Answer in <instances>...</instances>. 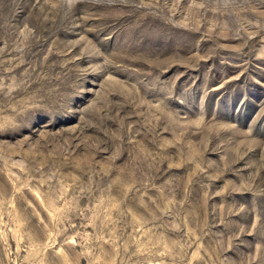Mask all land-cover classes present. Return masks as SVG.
<instances>
[{
    "label": "rangeland",
    "instance_id": "rangeland-1",
    "mask_svg": "<svg viewBox=\"0 0 264 264\" xmlns=\"http://www.w3.org/2000/svg\"><path fill=\"white\" fill-rule=\"evenodd\" d=\"M0 264H264V0H0Z\"/></svg>",
    "mask_w": 264,
    "mask_h": 264
}]
</instances>
